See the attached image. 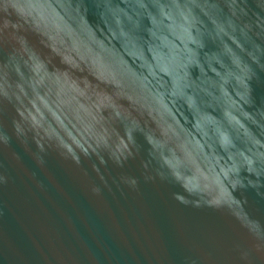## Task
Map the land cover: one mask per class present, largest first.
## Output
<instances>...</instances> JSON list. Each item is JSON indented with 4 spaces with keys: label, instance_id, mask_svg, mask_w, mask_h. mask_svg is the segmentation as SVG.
Wrapping results in <instances>:
<instances>
[{
    "label": "water",
    "instance_id": "1",
    "mask_svg": "<svg viewBox=\"0 0 264 264\" xmlns=\"http://www.w3.org/2000/svg\"><path fill=\"white\" fill-rule=\"evenodd\" d=\"M0 264H264V0H0Z\"/></svg>",
    "mask_w": 264,
    "mask_h": 264
}]
</instances>
